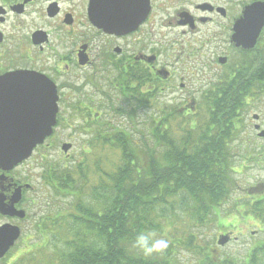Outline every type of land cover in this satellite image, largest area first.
Listing matches in <instances>:
<instances>
[{
  "label": "flooded vegetation",
  "instance_id": "1",
  "mask_svg": "<svg viewBox=\"0 0 264 264\" xmlns=\"http://www.w3.org/2000/svg\"><path fill=\"white\" fill-rule=\"evenodd\" d=\"M103 3L111 5L110 13L98 6ZM263 5L0 0V128L28 127L22 114L38 97L39 80L56 86L59 106L53 135L28 159L0 167L1 240L20 234L1 260L17 256V247L46 220L45 197L59 190L52 173L69 167H47L46 154L57 129L71 127L70 117L79 118L76 128L89 139L110 114L131 118L135 128L138 117L158 105L160 115L179 116L178 128L194 127L200 118L229 114L232 101L233 127L253 128L258 137L264 131V8L253 7ZM259 140L256 167L264 173V138Z\"/></svg>",
  "mask_w": 264,
  "mask_h": 264
},
{
  "label": "trees",
  "instance_id": "2",
  "mask_svg": "<svg viewBox=\"0 0 264 264\" xmlns=\"http://www.w3.org/2000/svg\"><path fill=\"white\" fill-rule=\"evenodd\" d=\"M231 105L229 114L200 118L194 127L178 128L179 116L173 111L152 116L145 124L149 138L140 141L107 117L99 121L95 128L100 129L88 140V148L117 152V163L109 171L95 163L90 177L85 156L74 167L52 173L59 188L56 193L73 201L70 211L43 231L51 236L54 228L65 224L70 233L46 264H177L181 249L193 253L199 264H264V243L249 247L241 257H216L203 248L201 235L194 232L219 217L218 209L231 202L239 189L234 178L238 157L234 143L240 139L241 128L233 127L237 102ZM261 185L260 190L252 187L242 202L236 201L235 210L264 229ZM184 218L191 220L192 228ZM142 232L167 238V252L147 259L134 252L131 244ZM11 264L28 262L21 259Z\"/></svg>",
  "mask_w": 264,
  "mask_h": 264
},
{
  "label": "rangeland",
  "instance_id": "3",
  "mask_svg": "<svg viewBox=\"0 0 264 264\" xmlns=\"http://www.w3.org/2000/svg\"><path fill=\"white\" fill-rule=\"evenodd\" d=\"M159 106H153L144 116L138 117L140 126L136 129L132 128L131 118L126 116L121 117L116 114H110L106 116L111 120L113 124L120 128L132 131L135 134V140L140 141L141 137L149 138V129L147 126L151 120V117L158 118ZM71 119L73 122H71ZM78 117H70L69 124L71 127L58 128L57 134L54 136L51 142V147L47 150V158L45 160L47 167L55 166L59 164H66V166L74 167L76 163L83 160V157L87 156V164L90 166V174L94 173L95 163L100 162L101 167L104 170H112L118 159V154L115 151L106 149L103 151L97 147L96 150H90L88 148V140L86 133H83L81 128H76L79 122ZM146 122L148 125L142 126V123ZM137 124V122H136ZM177 126V123H174ZM240 139L234 143V148L237 150L238 157L235 163L234 178L238 184V188L232 196L231 202L223 204L218 211L221 213L219 217L212 218L203 227H198L194 232L200 234L199 243L204 249L208 248V252L213 256H243L249 247L264 243V229L258 222L250 219L247 221V215L241 213L238 215L235 210V204L242 202V199L253 191L254 187H261L264 183V173L258 171L256 167V152L255 149L259 145L260 141L257 140L253 128H241ZM87 140V141H86ZM255 141V142H254ZM65 142L71 144V151L69 160L66 159L62 153L61 145ZM149 142V141H148ZM85 153H88L87 155ZM46 167V168H47ZM253 187V188H252ZM262 190V189H261ZM42 193L41 196H43ZM46 208L42 214V217L46 218L40 226L37 235L29 241H23L17 249L19 254L11 259L0 260V264H11L15 261L23 259L28 264H46L49 261V257L52 258L57 253L66 239L68 240L69 230L67 226L61 225L56 227L52 231V235H46V229H51V222L59 217L60 214L64 215L70 211L71 202L70 197H63L53 191L50 195L45 197ZM222 218V228L218 227V220ZM186 226L192 228L193 223L191 220L184 218ZM51 227V228H49ZM231 237L232 239L224 246L218 245V240L221 237ZM176 259L177 264H199V258L193 253L181 249Z\"/></svg>",
  "mask_w": 264,
  "mask_h": 264
},
{
  "label": "water",
  "instance_id": "4",
  "mask_svg": "<svg viewBox=\"0 0 264 264\" xmlns=\"http://www.w3.org/2000/svg\"><path fill=\"white\" fill-rule=\"evenodd\" d=\"M98 6L102 7L104 11L106 9L108 13L111 11L109 3L98 4ZM261 7L264 8V5L254 6L253 9L260 12ZM108 21H111L110 17H108ZM38 86V97L29 100V111L22 114V117L25 118L24 124H27L28 127L0 128V167L11 168L28 159L34 149L38 145H42L53 134L59 111L57 89L53 83L45 80H39ZM260 136L264 137V133ZM71 147V144L66 143L62 146V151L68 153ZM19 236L20 234H16L7 241L1 240L0 235V259L6 255ZM226 243H228L226 236L221 237L218 241L220 246H224Z\"/></svg>",
  "mask_w": 264,
  "mask_h": 264
},
{
  "label": "clouds",
  "instance_id": "5",
  "mask_svg": "<svg viewBox=\"0 0 264 264\" xmlns=\"http://www.w3.org/2000/svg\"><path fill=\"white\" fill-rule=\"evenodd\" d=\"M170 247V241L165 237L157 238L155 232L138 234L131 244V249L144 258L163 256Z\"/></svg>",
  "mask_w": 264,
  "mask_h": 264
}]
</instances>
